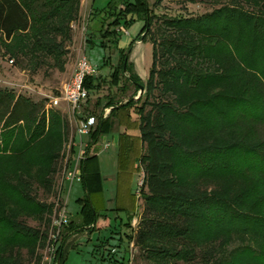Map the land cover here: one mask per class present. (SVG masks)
Instances as JSON below:
<instances>
[{"label": "trees", "instance_id": "obj_1", "mask_svg": "<svg viewBox=\"0 0 264 264\" xmlns=\"http://www.w3.org/2000/svg\"><path fill=\"white\" fill-rule=\"evenodd\" d=\"M92 1L96 26L91 30L88 19L85 43L119 51L109 85L128 101L113 94L96 102L101 114L90 147L114 131L122 112H135L139 146L130 151L144 173L138 192L144 209L137 229L133 211L108 210L102 176L93 170L96 157L88 156L80 220L69 223L63 240L109 231L118 222L127 229L114 252L126 254L120 264L130 262L131 244L143 264H264V0H189L215 5L195 17L160 16L149 0H108L102 8ZM81 11V0H0V56L34 74L64 72ZM137 20L144 27L125 51L122 29ZM139 41L153 47L145 82L129 59ZM103 65H109L105 58ZM101 84L96 76L85 79L89 97ZM141 86L143 96H128ZM68 141L59 110L0 90V264H41L54 202L39 193L55 195ZM66 258L62 244L57 261Z\"/></svg>", "mask_w": 264, "mask_h": 264}, {"label": "rangeland", "instance_id": "obj_2", "mask_svg": "<svg viewBox=\"0 0 264 264\" xmlns=\"http://www.w3.org/2000/svg\"><path fill=\"white\" fill-rule=\"evenodd\" d=\"M83 8L81 15L77 23L73 25V43L69 48V55L67 57V66L64 72L58 70L43 68L37 73H32L30 70L20 69L14 62L9 58L0 56V90H9L15 92L17 95L24 96L31 99L33 102L41 103L45 102L48 107L51 101L61 96V92L65 84H67L73 78L75 71L77 70V64L82 56L88 58L89 62L97 69L96 77L102 81V88L100 91H91L89 102L84 103L80 107V115L74 116L71 109L65 102H61L58 109L65 120L69 124V141L65 146L63 153V159L60 163V169L56 176L55 181V195L53 194L50 198L44 197L42 192L39 193L41 199L48 200L49 202H54L52 205V214L50 215V225L47 231L46 239L44 241L43 247H41L40 253L45 256L46 248L48 244L49 235L52 232V224L54 219L58 216L59 212V201H60V185L66 169L70 168L71 157L69 156V142L71 137L76 131L81 119L85 117H94L95 119L101 114V109H96L95 104L99 99H103L108 96L116 94L119 100H124L122 104L126 103L127 100L122 96V94L116 89H111L109 85L110 76L113 72V67L118 65L119 61V51L110 50L104 51L98 46H92L85 43L88 36L87 25L88 19L91 24V30L95 29L96 20L90 19L91 10L94 6L92 0H81ZM157 0H149V4L154 8V12L160 16H178L183 15L187 17L201 16L206 13L211 12L215 5L211 2L192 4L189 0H165L161 7H154ZM108 0H97L96 7L102 8L107 6ZM144 27L143 20H137L128 28V32L124 34L120 42V48L125 51L130 50V45L133 40L138 38L141 30ZM98 39V38H97ZM96 39V43H97ZM108 61V66L103 65V59ZM130 62L135 65L136 72L141 76L143 81L147 80L150 68L153 63V47L146 41L143 43L139 41L135 44L132 51ZM106 82V83H105ZM145 93V91H144ZM141 91L137 92L134 88H131L128 96L132 97L137 95L136 99L143 96ZM109 110H104V118L108 117ZM111 112V109H110ZM122 123L126 125H134L138 122V117L135 112H122L121 117ZM119 119V118H118ZM97 122V119H96ZM117 125V123H116ZM126 135L127 137L133 138L132 140H139L140 132L136 130V127L127 126ZM134 132L137 135H134ZM138 137V138H137ZM91 138V136H90ZM120 135L118 139H121ZM88 141V140H87ZM89 147L92 140L88 141ZM111 152H114L111 151ZM134 151H130L125 157L128 161L127 164L120 163V150L118 152L111 153L114 161L110 162V168L103 166L105 172V179H109L105 182L104 199L108 201L113 199V195L116 199L115 205L127 209L130 212H134L136 217L133 221L132 227L137 229L138 223L140 222L141 215L144 209V201L139 197V189L143 186L144 173L143 170L136 166L135 159L137 154ZM123 155V154H122ZM105 164V163H104ZM122 168V169H121ZM110 178L112 180H110ZM121 181V183H120ZM120 183V184H119ZM86 195V190L83 183L76 182L73 186L70 197L68 198V214L70 222L79 223L80 207L77 204L78 198H83ZM105 199V202H106ZM122 201V202H121ZM109 203V202H108ZM121 203V204H120ZM59 204V205H58ZM111 205V202H110ZM114 205V206H115ZM115 206V207H116ZM114 207V208H115ZM110 212L108 215L110 216ZM112 218L115 214H112ZM121 217L126 220V215L121 214ZM100 225L105 227L106 222L104 220L100 221ZM28 224L32 227H37L35 222L29 221ZM127 232L126 228H121L118 222L113 224L109 231H103L101 233L95 232L93 234H88L86 231H80L79 233H71L66 239L63 240V251L66 255V261L64 264H120V260L123 253V249H118L115 255L116 246L119 244L120 234H125ZM65 233V232H64ZM123 236V235H122ZM123 238V237H122ZM126 246L127 241L123 239L121 246ZM129 257L130 262L128 264H143L141 254L139 249L131 244L129 246ZM126 256V254H125ZM43 261V259H42ZM118 261V262H117ZM42 264V262H41ZM183 264V263H180Z\"/></svg>", "mask_w": 264, "mask_h": 264}, {"label": "built area", "instance_id": "obj_3", "mask_svg": "<svg viewBox=\"0 0 264 264\" xmlns=\"http://www.w3.org/2000/svg\"><path fill=\"white\" fill-rule=\"evenodd\" d=\"M126 34L127 32L122 29ZM13 63V61L11 62ZM97 75V69L89 62L88 58L82 56L77 64V70L71 81L64 85L61 96L54 98L48 109H58L61 102H65L74 116L80 113V107L88 100L89 92L85 88V79ZM80 115V114H79ZM97 125L94 117L81 119L69 144V156L71 157L70 168L64 170V178L60 185V205L58 216L52 224V232L49 235L48 244L42 264H60L57 261L59 247L63 244V234L69 226L70 218L68 212V201L73 186L76 182L82 181V163L89 156L88 138ZM109 147V144L106 145ZM74 151V152H72Z\"/></svg>", "mask_w": 264, "mask_h": 264}, {"label": "crops", "instance_id": "obj_4", "mask_svg": "<svg viewBox=\"0 0 264 264\" xmlns=\"http://www.w3.org/2000/svg\"><path fill=\"white\" fill-rule=\"evenodd\" d=\"M82 8H83V4H82ZM132 51L129 53V59L131 57ZM134 70H135V65H134ZM135 72H136V70H135ZM136 74L140 77V79H142L141 76L137 72H136ZM108 110H109L108 114H110V109H108ZM138 124L139 123L137 122L136 126H134V125H126V124L122 123V119H121L120 123L117 122V125H115L114 131L112 133H109L108 135L103 136L99 140L98 143L93 144L91 147H89V157H96V160L93 162V167H94L93 170L94 169H98L99 170V172H100V174L102 176V180H103V188H105V182L107 180H109V179H105L106 178L105 172H104V169H102V168H103V166H106L107 168H110V162L114 161V158L111 155V153H114V152L116 153V152H118V150H120V153H121V155H120V163L122 164V167H123L124 164L128 163V161H127V159L125 157L127 155L126 152L127 151L130 152V150L134 146H135V149L138 148V146H139L138 142L135 141V140H132L133 138H131V137H127L126 131H125L127 129V126L136 127V130L138 131L139 130L138 129V126H139ZM120 135L122 136V138L118 139ZM134 135H137V133L134 132ZM90 140H91V138L89 137L88 141H90ZM107 144H109V147H106ZM113 150H114V152H111ZM137 158L135 159L136 166L134 167V169H138L136 167L139 166V162H138ZM110 180H112V179L110 178ZM120 183H121V181H120ZM112 198L113 199H111L109 201L105 198L106 199V202H105L106 203V208L108 210H112L116 206L115 203H117V202H116V199H115L114 195H113ZM78 199H80V198H78ZM110 202H111V205H110ZM120 206H122V205H120ZM112 214L113 213L110 214V217L112 216Z\"/></svg>", "mask_w": 264, "mask_h": 264}, {"label": "water", "instance_id": "obj_5", "mask_svg": "<svg viewBox=\"0 0 264 264\" xmlns=\"http://www.w3.org/2000/svg\"><path fill=\"white\" fill-rule=\"evenodd\" d=\"M144 87L143 86H141V95L144 93ZM128 101V100H127Z\"/></svg>", "mask_w": 264, "mask_h": 264}]
</instances>
